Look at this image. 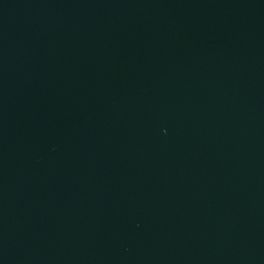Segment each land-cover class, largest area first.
I'll return each mask as SVG.
<instances>
[{
  "label": "water",
  "instance_id": "obj_1",
  "mask_svg": "<svg viewBox=\"0 0 264 264\" xmlns=\"http://www.w3.org/2000/svg\"><path fill=\"white\" fill-rule=\"evenodd\" d=\"M0 264H264V0H0Z\"/></svg>",
  "mask_w": 264,
  "mask_h": 264
}]
</instances>
